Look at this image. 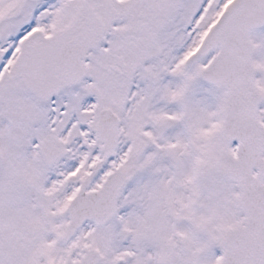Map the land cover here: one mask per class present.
<instances>
[{"label": "snow or ice", "instance_id": "6c2138e0", "mask_svg": "<svg viewBox=\"0 0 264 264\" xmlns=\"http://www.w3.org/2000/svg\"><path fill=\"white\" fill-rule=\"evenodd\" d=\"M0 264H264V0H0Z\"/></svg>", "mask_w": 264, "mask_h": 264}]
</instances>
